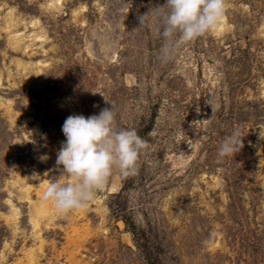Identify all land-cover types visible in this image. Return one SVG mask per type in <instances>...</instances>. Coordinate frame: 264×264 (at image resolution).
Wrapping results in <instances>:
<instances>
[{"label": "rangeland", "instance_id": "rangeland-1", "mask_svg": "<svg viewBox=\"0 0 264 264\" xmlns=\"http://www.w3.org/2000/svg\"><path fill=\"white\" fill-rule=\"evenodd\" d=\"M163 4L0 0V264H264V0H226L223 27L166 63ZM110 105L149 144L138 173L37 223L40 186L70 180L65 118Z\"/></svg>", "mask_w": 264, "mask_h": 264}, {"label": "clouds", "instance_id": "clouds-1", "mask_svg": "<svg viewBox=\"0 0 264 264\" xmlns=\"http://www.w3.org/2000/svg\"><path fill=\"white\" fill-rule=\"evenodd\" d=\"M226 7V0H164L162 6L153 8L155 32L163 39L160 61L168 62L180 45L214 32L225 19ZM110 106L87 118L69 115L62 124L65 139L56 154V165L70 180L48 183L41 196L58 213L86 208L114 170L123 178L138 173L139 157L149 144L135 129L119 128L115 108ZM242 147L238 130L233 131L220 142L217 155L234 156ZM45 159L47 156L41 157Z\"/></svg>", "mask_w": 264, "mask_h": 264}, {"label": "bare ground", "instance_id": "bare-ground-1", "mask_svg": "<svg viewBox=\"0 0 264 264\" xmlns=\"http://www.w3.org/2000/svg\"><path fill=\"white\" fill-rule=\"evenodd\" d=\"M56 1H59V0H56ZM58 4V3H57ZM8 15H10L11 16V14H8ZM5 21V20H4ZM10 22V21H15V20H12V18H8L7 20H6V23L7 22ZM9 22L7 23V24H9ZM223 23V22H222ZM221 23V25L217 28V30H219V29H221L222 27H223V24ZM32 24H33V26L36 24V22H32ZM11 26V25H10ZM17 34V33H16ZM9 35V34H8ZM32 36V35H31ZM35 38H37L38 40H41L42 39V36H35ZM18 40V39H17ZM35 40V39H34ZM13 45V44H12ZM16 45V44H15ZM23 50V49H22ZM19 64V63H18ZM20 186H21V188H23V189H25V190H27V188L29 187L27 184H26V182H24V181H21L20 182V184H19ZM47 186L45 185V184H43V185H41L40 186V188H42L43 190L42 191H40L39 190V192L38 193H43V191H44V189L46 188ZM26 194V193H25ZM27 195V194H26ZM48 202H50V201H42L41 203H39V204H37V205H34V209H35V213H34V216H35V219L34 220H36L37 221V219H36V217L39 215H42V217H50L51 216V212H49L48 210H47V206H46V204L48 203ZM37 223H38V221H37ZM31 259V258H30Z\"/></svg>", "mask_w": 264, "mask_h": 264}]
</instances>
